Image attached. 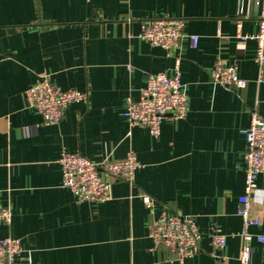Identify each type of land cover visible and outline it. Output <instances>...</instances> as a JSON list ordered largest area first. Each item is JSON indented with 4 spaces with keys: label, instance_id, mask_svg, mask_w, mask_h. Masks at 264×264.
Wrapping results in <instances>:
<instances>
[{
    "label": "crops",
    "instance_id": "crops-1",
    "mask_svg": "<svg viewBox=\"0 0 264 264\" xmlns=\"http://www.w3.org/2000/svg\"><path fill=\"white\" fill-rule=\"evenodd\" d=\"M163 16L186 21L172 55L138 38L145 20ZM261 19L258 0H0V205L11 213L0 238L21 240L22 264H239L244 131L254 111L264 118V65L257 42L240 37L257 35ZM177 59L189 112L165 120L155 139L128 123L126 102L139 100L150 75H174ZM217 62L236 66L246 87L213 82ZM43 75L88 93L56 125L26 100ZM64 152L94 163L134 152L141 167L133 183L112 184L109 201L77 203L62 186ZM257 185L261 223L248 231L264 235V173ZM163 213L196 219L199 254L180 263L153 250L149 226ZM216 234L227 237L223 249L212 246ZM252 247V264H264L260 244Z\"/></svg>",
    "mask_w": 264,
    "mask_h": 264
},
{
    "label": "built area",
    "instance_id": "built-area-1",
    "mask_svg": "<svg viewBox=\"0 0 264 264\" xmlns=\"http://www.w3.org/2000/svg\"><path fill=\"white\" fill-rule=\"evenodd\" d=\"M262 8L260 32L253 36L240 37L242 41L253 39L257 42L255 60L264 65V0H258ZM186 21L183 18L163 16L145 20L140 40L152 46L161 47L168 54L180 49L185 37ZM193 46L198 44L197 36H190ZM180 59H177L175 73L169 76L157 73L148 77L146 86L140 91L138 101L127 99L125 117L130 125L145 127L158 139L165 120H181L189 112L188 97L182 83ZM212 81L236 90H242L247 82L240 78L236 66H225L217 62L211 72ZM29 107L42 116L43 124L56 125L64 118L66 109L74 103H86L88 93L56 87L49 75H43L26 92ZM246 140L245 163L246 178L244 194L239 198L238 215L245 223V229L239 234L243 238V247L239 255V264H252L253 241H257L264 253V235H253L248 229L257 227L261 221L253 216L251 196L257 190V179L264 173V118L256 111L251 115L250 127L244 131ZM62 169V186L69 189L77 203H104L112 198L111 187L114 182L133 183L136 171L141 167L134 152L119 161L94 163L80 154L64 152L59 160ZM148 209L154 200L143 196ZM11 213L0 205V225L9 223ZM149 237L153 241V250L169 252L175 261L182 263L199 254L201 233L196 219L191 216L168 215L163 213L149 226ZM227 237L216 234L212 240L214 249H223ZM23 247L20 239L0 238V264H22Z\"/></svg>",
    "mask_w": 264,
    "mask_h": 264
}]
</instances>
